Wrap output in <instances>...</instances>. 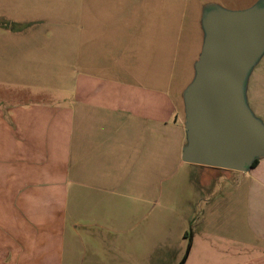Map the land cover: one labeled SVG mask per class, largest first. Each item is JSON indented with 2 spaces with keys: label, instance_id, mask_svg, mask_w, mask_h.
<instances>
[{
  "label": "crops",
  "instance_id": "1",
  "mask_svg": "<svg viewBox=\"0 0 264 264\" xmlns=\"http://www.w3.org/2000/svg\"><path fill=\"white\" fill-rule=\"evenodd\" d=\"M80 12L0 0V264H264V154L183 161L193 75ZM243 100L264 125V51Z\"/></svg>",
  "mask_w": 264,
  "mask_h": 264
},
{
  "label": "water",
  "instance_id": "2",
  "mask_svg": "<svg viewBox=\"0 0 264 264\" xmlns=\"http://www.w3.org/2000/svg\"><path fill=\"white\" fill-rule=\"evenodd\" d=\"M201 27V51L182 94L187 142L181 159L243 170L264 154V125L243 100L246 74L264 51V5L210 9L201 15Z\"/></svg>",
  "mask_w": 264,
  "mask_h": 264
},
{
  "label": "rangeland",
  "instance_id": "3",
  "mask_svg": "<svg viewBox=\"0 0 264 264\" xmlns=\"http://www.w3.org/2000/svg\"><path fill=\"white\" fill-rule=\"evenodd\" d=\"M23 5L77 6L85 19L92 8V17L111 28L110 37L124 38L131 53L154 56L173 73L175 89L191 80L194 63L202 47L203 31L199 19L210 9L226 12L243 11L264 5V0H12ZM91 7V8H90ZM97 22V23H98ZM155 26L156 36L150 34ZM179 34L174 36V28ZM155 34V33H154ZM183 106V108H182ZM179 109L184 110L180 104ZM143 222V221H142ZM147 229L153 230V220L146 217ZM163 230L171 229V221H163ZM190 230V229H189Z\"/></svg>",
  "mask_w": 264,
  "mask_h": 264
}]
</instances>
